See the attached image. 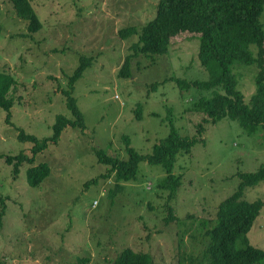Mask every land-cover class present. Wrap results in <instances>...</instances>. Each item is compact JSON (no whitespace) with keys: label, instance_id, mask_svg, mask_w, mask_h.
<instances>
[{"label":"rangeland","instance_id":"rangeland-1","mask_svg":"<svg viewBox=\"0 0 264 264\" xmlns=\"http://www.w3.org/2000/svg\"><path fill=\"white\" fill-rule=\"evenodd\" d=\"M29 1L41 22L30 36L10 0H0V71L16 82L13 106L0 109V154L29 158L14 175L0 157V264H111L126 247L148 253L152 264H189L204 245L200 222L212 219L235 190L238 172L264 163V128L250 135L237 120L203 121L191 107L221 89H180L174 80L208 78L197 59V33H178L165 54L133 47L158 0ZM259 20L264 24V5ZM125 27L137 33L122 38ZM247 40L246 54L255 57L253 35ZM81 58L90 63L71 83ZM242 60L243 54L233 72L249 104L256 67ZM69 90L84 127L66 124L53 141L57 116L73 119L64 94ZM168 117L180 136L196 140L176 155L172 173L180 186L172 198L155 187L165 175L159 165L140 161L135 181L117 183L111 172L105 177L111 164L99 162L96 151L122 160L127 148L147 154L169 134ZM20 130L45 146L34 151L36 142L20 140ZM42 164L49 172L29 185L26 169ZM243 199L264 200V182L247 187ZM246 239L264 250V206Z\"/></svg>","mask_w":264,"mask_h":264},{"label":"trees","instance_id":"trees-1","mask_svg":"<svg viewBox=\"0 0 264 264\" xmlns=\"http://www.w3.org/2000/svg\"><path fill=\"white\" fill-rule=\"evenodd\" d=\"M15 15L26 22L27 35L38 31L41 22L29 0H10ZM264 0H158L156 12L140 29L137 43L133 47L143 54L152 56L165 54L174 37L183 31L197 33L199 44L197 59L200 66L207 71L208 78L204 81L187 82L183 79H174L179 88L190 87L210 89L220 87V91H213L208 98H200L192 104L196 112L204 114L203 121L216 122L222 118L237 120L248 134H254L258 127L264 128V24L259 16L263 10ZM137 33L135 27H125L119 30L120 37L125 38ZM254 37L257 46L255 57L247 50L248 36ZM242 54L245 64H255L254 76L255 92L249 104L244 103L243 97L237 88L238 80L233 72L237 61H241ZM87 62V64H85ZM129 58L124 62L127 67ZM89 58H81L80 65L69 77L70 82L76 81L83 70L89 65ZM127 70V69H126ZM122 74L129 72L121 71ZM156 84V83H154ZM16 86L15 78L6 71H0V109L10 111L14 99L10 95ZM73 86H71L72 88ZM71 90L65 91L67 98L66 107L70 110L73 119L57 116L53 126L51 140L56 141L66 124L84 127L83 117ZM139 108V107H138ZM140 119L139 109L136 111ZM8 117L10 113L8 112ZM7 117V118H8ZM169 120V134L158 143L154 144L151 151L142 154L134 148H127V160L104 156L101 151H96L98 161L110 163L114 180L118 182L135 181L138 164L146 161L148 164L159 165L165 175L156 180L155 187L166 189L173 197L180 186V179L172 173L176 155L179 152H189L195 143V138L180 136ZM202 124H197V132L202 130ZM19 139L36 142L34 151L45 146L39 143L32 134L19 131ZM125 142L128 143V138ZM49 140L48 138L44 139ZM7 164L13 165V174L16 175L23 159L29 160L24 154L14 156L0 154ZM49 172L48 166L42 164L26 169L27 183L36 186ZM239 178L235 190L224 198L217 206L214 217L208 221L200 222L204 245L197 258H188L189 264H257L264 259V250L248 243L246 234L254 220L264 206V200L246 201L243 192L247 187L264 182V163L253 172H238ZM116 183V184H117ZM117 187H120L117 185ZM2 202V201H1ZM168 219H173L169 207ZM3 210L0 212V216ZM111 264H152L151 256L146 252H137L131 248H124ZM178 264H183L179 261Z\"/></svg>","mask_w":264,"mask_h":264}]
</instances>
